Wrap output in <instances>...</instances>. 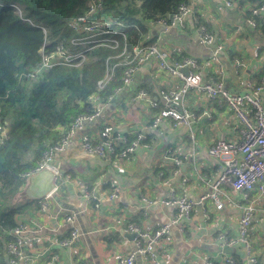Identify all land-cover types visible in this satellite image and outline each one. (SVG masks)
<instances>
[{"label":"crops","instance_id":"obj_1","mask_svg":"<svg viewBox=\"0 0 264 264\" xmlns=\"http://www.w3.org/2000/svg\"><path fill=\"white\" fill-rule=\"evenodd\" d=\"M188 5L193 16L198 17L214 37L215 46L204 47L198 43L193 16L186 19L184 29H165L158 23H146L147 38L176 62L185 57L198 59L204 79L216 75L212 53L217 45H221L223 50L218 53V61L225 68L226 89L231 93L243 92L248 77L259 83L264 77L255 78L264 70L262 27L248 28L245 13L225 8L224 0H188ZM229 53L236 56L230 59ZM234 60L243 68L235 69ZM178 84L176 79L158 71L153 62L146 63L130 87L114 97L112 104L104 107L92 123L75 132L74 144L55 160L61 174L68 179L41 200L47 205L46 212L40 211L37 202L38 209L34 213L25 219L16 217V222L29 224V235L34 239L31 245L24 247L27 264H116L119 257L134 248V240L125 232L130 224L153 230L173 217L175 210L163 205L150 206L143 216L142 198L163 200L168 197L169 187L164 186L162 180L181 190L180 180L187 177L186 191L194 202L207 191L205 183L217 178L221 164L208 157V146L216 140L238 137V122L231 112L190 91L186 106L195 116L191 129L174 128L167 120L152 130L148 127L156 115L153 108L147 100L131 102L134 94L143 90L151 102L162 104L158 98L159 90L176 88ZM262 99L264 104V92ZM104 125H112L127 137L143 134L146 139L126 159L117 156L100 159L88 155L80 149L81 141L95 138ZM26 184L23 187L26 200H34L26 194ZM90 186H98L95 191L97 208L83 197ZM112 192L118 197L109 201L107 197ZM224 193L228 201L221 211H216L211 202H207L205 213L200 205H195L190 219L172 228L163 244L165 253L157 252L155 260L161 264H201L211 259L223 264L225 257L234 254L247 264L240 247L226 254L217 242V235L222 230H236L241 212L240 195L229 187H225ZM251 195L256 201L250 239L256 264H264V196H257L255 192ZM67 216H74L80 234L70 247L58 245L70 232V227L63 223ZM134 264H153V261L147 263L136 258Z\"/></svg>","mask_w":264,"mask_h":264},{"label":"built area","instance_id":"obj_2","mask_svg":"<svg viewBox=\"0 0 264 264\" xmlns=\"http://www.w3.org/2000/svg\"><path fill=\"white\" fill-rule=\"evenodd\" d=\"M242 2L245 4H242ZM224 6L229 10L247 12L248 15L244 20L248 28L257 30L258 27H264V0H224ZM11 8L18 16L22 17V8L19 5H11ZM191 16H193V11L190 6L182 4L178 7L170 23L165 21L157 23L165 29L171 27L184 29L186 19ZM193 24L198 43L204 47L215 46L214 37L198 17L193 16ZM125 27L127 26H124L111 13L104 10L102 0H92L82 16L75 17L66 24L65 28L71 35L65 42L57 43L51 52L46 50L48 43H44L39 50V68L30 77L55 66H79L85 60L86 52L96 47L108 46L111 43L116 47L118 42L115 37L123 39L124 42L126 40L122 30ZM42 31L43 34L46 33L44 30ZM222 50V46L217 45L212 53V60L217 67L216 75L204 79L201 64L196 58L185 57L176 62L171 55L160 49L155 43L144 46L142 42H138L132 48L133 59L127 64L122 76V86L114 91V97L130 87L139 69L149 62H153L158 71L179 82L176 88H161L159 90V99L163 108L153 117L148 128L157 129L168 120L171 121L174 128L183 126L191 129L195 116L186 106V97L190 91H194L204 96L208 101L217 104L218 107H225L231 112L238 122V137L234 140H216L208 146V157L217 159L221 163L219 165L220 173L213 182L205 183L208 189L197 202L189 198L186 191L189 180L184 176L180 180L181 190L169 186L168 181L162 180L163 185L169 187L166 199L142 198L143 216H146L145 212L150 206L154 205L171 207L175 210V213L168 223L153 230L144 229L137 224H130L125 232L134 234V248L128 254L119 257L116 264H134L136 258H140L147 263L152 260L153 264H161L155 260V257L157 252H160V255L165 253L163 244L170 235L172 228L188 221L195 205H200L205 213L207 202H211L216 211H221L226 205V201H228L224 193L225 187H229L240 195L241 212L236 230L232 232L222 230L217 235V242L222 252L225 248L240 247L247 264H256L252 240L250 239L253 234L252 218L255 212L256 199L251 194L255 192L257 196H264V104L262 99L264 77L257 84L248 77L243 92L231 93L224 85L225 68L218 61V53ZM124 52L125 48L123 49ZM256 55L257 53H255ZM233 63L236 66L235 69L243 68L239 61L234 60ZM184 70L187 72L186 74ZM108 79L106 77L104 81L98 83L99 89L105 85ZM113 98H109L103 106H98L93 114L77 116L69 125L68 133L56 144L48 147L43 153L38 166L22 177L28 180L42 168L47 167L55 175L54 184L55 190H57L68 177L61 174L55 160L65 152L68 146L74 144L73 136L75 132L92 123ZM147 98V93L139 90L131 98V102L147 100L151 108H157L156 104ZM207 116L209 117V115ZM62 130L63 128L58 129L59 132H62ZM190 137L193 140V136L190 135ZM6 138L7 128L3 124L0 125V145L4 143ZM145 139L143 134H136L129 141L127 136L116 130L112 125H104L95 138L82 140L80 149L88 155L100 159L116 156V154L117 157L126 159L135 152ZM117 150H119L118 153ZM161 177L162 175H160ZM97 188L98 186L88 187L83 193L84 199L93 202L95 208L98 207L95 196ZM117 197V194L112 192L108 195L107 200L111 201L117 199ZM38 202L40 211L45 213L46 203H42L41 200ZM206 217L208 218L207 215ZM74 221V216H67L63 219V223L70 227V232L68 237L58 245L70 247L79 238V229ZM29 230V224L18 223L9 231L13 241L6 246L9 257L8 264H27L28 259L24 247L31 245L34 241L29 235ZM201 264H214V261L207 259ZM223 264H233V260L230 257H225Z\"/></svg>","mask_w":264,"mask_h":264},{"label":"trees","instance_id":"obj_3","mask_svg":"<svg viewBox=\"0 0 264 264\" xmlns=\"http://www.w3.org/2000/svg\"><path fill=\"white\" fill-rule=\"evenodd\" d=\"M91 1L0 0V125L7 128V138L0 145V264H8L6 246L13 241L9 231L17 226L16 217L25 219L38 209L39 200H26L23 187L27 180L22 176L38 166L46 149L68 133L77 116L93 114L114 97L133 59V46L153 43L147 38L146 23H170L178 7L188 4V0H102L104 10L127 26L122 29L125 42L115 37L116 47L111 43L86 52L79 66H55L30 77L39 68L44 43L51 52L57 43L65 42L71 35L66 24L82 16ZM11 5L22 8V17ZM228 55L230 59L236 56ZM261 75L264 70L255 78ZM106 77L99 89L98 83ZM154 103L157 114L163 106ZM230 258L233 264H243L237 255Z\"/></svg>","mask_w":264,"mask_h":264},{"label":"water","instance_id":"obj_4","mask_svg":"<svg viewBox=\"0 0 264 264\" xmlns=\"http://www.w3.org/2000/svg\"><path fill=\"white\" fill-rule=\"evenodd\" d=\"M185 74L187 73L184 70ZM54 173L47 167L42 168L39 172L32 175L26 184V194L34 200H42L47 198L55 190L54 184ZM131 239H134V234H129ZM224 252L226 254H231L233 252L230 248H225Z\"/></svg>","mask_w":264,"mask_h":264},{"label":"rangeland","instance_id":"obj_5","mask_svg":"<svg viewBox=\"0 0 264 264\" xmlns=\"http://www.w3.org/2000/svg\"><path fill=\"white\" fill-rule=\"evenodd\" d=\"M27 183V182H26ZM197 209L199 210V206H197Z\"/></svg>","mask_w":264,"mask_h":264}]
</instances>
